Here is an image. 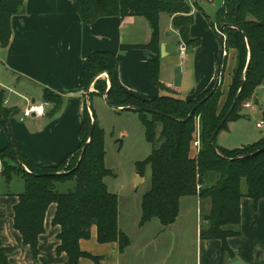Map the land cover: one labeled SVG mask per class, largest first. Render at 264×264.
I'll return each instance as SVG.
<instances>
[{
  "label": "trees",
  "instance_id": "16d2710c",
  "mask_svg": "<svg viewBox=\"0 0 264 264\" xmlns=\"http://www.w3.org/2000/svg\"><path fill=\"white\" fill-rule=\"evenodd\" d=\"M23 5L24 0H0L1 46L8 44L10 19L22 11ZM76 9L85 23L103 16L143 17L151 28L147 48L155 54L147 61L146 71L157 88L161 87V14L171 18V26L184 44H198V39L189 34L193 16L186 0H76ZM215 23L223 26L224 49L234 51L231 82L221 107L218 102L222 93L220 95L218 87L213 89L215 83L192 100L170 96H156L150 100L139 98L123 89L114 77L117 58L108 51L89 54L81 71V85L87 90L96 76L107 73L108 88L104 80H94L97 93L106 92V102L111 107L135 110L145 128L151 152L143 161L136 162V167L138 172L146 165L150 167V188L141 199L140 222L157 219L164 225L171 224L177 217L181 197L208 198L211 208L209 213L201 216L199 237L221 240L222 251L233 256L227 238L239 234L242 198L249 197L255 203L264 199V142L259 140L225 150L216 144V135L212 141L210 138L215 130L218 133L224 129L229 120L239 118L241 108L252 99L256 88L264 85V0H223ZM219 63L218 84L222 85L226 57L221 56ZM43 100L58 106L61 97L45 89ZM232 104L231 111L222 121ZM90 109L85 106L80 125L82 142L75 153L81 151L89 137ZM15 112L4 107L3 92L0 91L1 120L6 123ZM91 113L94 118L92 135L80 161L78 156L64 173L59 171L70 155L56 165H37L20 153L7 126L9 141L0 151V175L6 179L20 176L24 181V191L18 195L13 208V226L34 258L39 253L38 239L44 232L45 214L52 203L56 205L52 223L59 227L56 253L66 254L65 264H78L81 257L99 260L79 247L80 239L90 238L93 226L100 243L117 242L119 249L129 243L128 236L118 227V197L108 190L104 180L114 173L104 163L103 131L98 127L92 109ZM197 137L199 149L192 155ZM243 152L246 154H241ZM17 156L29 172L21 168ZM69 182L73 183L71 188L57 189L58 184ZM0 264H6L1 250Z\"/></svg>",
  "mask_w": 264,
  "mask_h": 264
},
{
  "label": "crops",
  "instance_id": "0c3cea01",
  "mask_svg": "<svg viewBox=\"0 0 264 264\" xmlns=\"http://www.w3.org/2000/svg\"><path fill=\"white\" fill-rule=\"evenodd\" d=\"M210 1L213 0H193L189 34L198 39L197 45H186L180 40L170 17L165 24L159 21L165 54L159 55L161 87L157 88L146 71L147 61L155 54L147 48L151 28L143 17L103 16L85 23L77 12L76 0H24L22 11L10 19L8 44L0 45L3 105L16 110L4 120L6 123L0 118V151L9 141L8 126L20 153L37 165H56L76 152L82 142L80 125L87 100L93 94L100 95L92 85L88 91L81 85L85 60L95 51H108L116 56L114 77L123 89L139 98H197L216 82L222 56L220 36L215 30L218 10L213 18L206 11ZM180 44L185 46L183 56L179 53ZM233 65L234 51L230 71L223 73L225 91L231 82ZM96 77L104 80L108 88L107 73ZM45 89L61 97L59 105L46 101L43 116L20 120L28 101L38 102L37 98L44 101ZM100 96L105 100L104 95ZM121 108L116 110L122 111ZM192 149L193 155L196 150ZM66 184V189L73 186L71 182ZM24 187L20 176L6 179L0 175V250L6 264H65L66 254L56 253L59 227L52 223L54 203L45 214L36 258L14 228L13 208ZM119 205L118 197V227L128 236L129 243L123 249L118 248L117 242L100 243L93 226L90 238L80 239L79 247L99 260L81 257L78 264H264L263 198L256 203L249 197L242 198L239 234L227 238L233 256L222 251L221 240L199 237L201 216L211 208L208 198L181 197L177 217L168 225L157 219L141 223V207L140 212L129 216L120 211Z\"/></svg>",
  "mask_w": 264,
  "mask_h": 264
},
{
  "label": "rangeland",
  "instance_id": "374dc122",
  "mask_svg": "<svg viewBox=\"0 0 264 264\" xmlns=\"http://www.w3.org/2000/svg\"><path fill=\"white\" fill-rule=\"evenodd\" d=\"M221 3V0H213L210 1L209 7H206V11L210 13L212 18ZM167 21V14H161V24H165ZM217 27L220 28L219 26ZM166 32H168V30L164 32V35ZM225 51V57L227 58L225 74H228L230 71L229 65L232 63L233 50L228 49ZM95 79H97V77H95ZM94 80L89 84L87 91L91 85L94 87ZM227 80L228 75H226V81ZM216 87H218L220 95L222 93L218 102L219 107H221L226 91L222 85L215 84L213 89ZM101 92L98 94L104 95L105 97L106 92ZM100 95L93 94L89 97L87 100V107L88 105L91 106L97 125L103 131L105 150L104 163L105 166L114 173V175L107 176L104 180L108 190L119 197L120 211L131 216L132 214L134 215L140 212L142 196L150 188V167L146 165L143 171L138 172L136 162L143 161L148 157L151 152V144L146 139L145 128L135 110H116L115 107L112 108L109 106ZM40 100L41 98H37V101ZM246 103H249L250 106H243V108H241L240 117L235 120H229L226 127L216 134V144L225 150L239 148L259 140L264 142V122L261 127L257 126V122L263 120L264 85L257 87L252 99ZM90 114L89 122L91 123L93 116L91 112ZM157 131H159V127H157ZM88 139L89 137L87 140ZM193 151L192 149V152ZM80 152L79 150L78 153L71 155L60 168L61 170L59 173L68 171L75 163ZM241 154L246 153L243 152ZM25 171H28L27 167H25ZM19 182L21 183V181ZM66 186V183L65 185L58 184L57 189L59 191H65Z\"/></svg>",
  "mask_w": 264,
  "mask_h": 264
},
{
  "label": "built area",
  "instance_id": "2783aa9c",
  "mask_svg": "<svg viewBox=\"0 0 264 264\" xmlns=\"http://www.w3.org/2000/svg\"><path fill=\"white\" fill-rule=\"evenodd\" d=\"M186 1L191 5V7L193 6V0H186ZM221 2H222L221 3V5H222L223 4V0ZM215 30L217 31L219 36L223 37V40H224V34H223V32L220 31V28L215 26ZM184 50H185L184 44H180L179 53H180L181 56H183ZM222 55L223 56L226 55L225 49H223ZM46 105H47L46 101H38V102H35V101L30 102V101H28L27 104L21 110L20 120H24L25 118L43 116L45 114V111H46ZM244 106L249 107L250 104L246 103ZM263 122H264L263 120L257 122V126L261 127L263 125ZM193 146H194L195 150L199 149V139H198V137L194 141ZM197 189H198V187H197Z\"/></svg>",
  "mask_w": 264,
  "mask_h": 264
},
{
  "label": "water",
  "instance_id": "95a60500",
  "mask_svg": "<svg viewBox=\"0 0 264 264\" xmlns=\"http://www.w3.org/2000/svg\"><path fill=\"white\" fill-rule=\"evenodd\" d=\"M220 31L223 32V26L220 27ZM166 35H168V32L165 33V36H166ZM220 41H221V55H222V53H223V49H224V40H223V37H222V36H220ZM163 54H165V44L162 42V43H160V55H163ZM222 56H223V55H222ZM219 67H220V63L218 64V69H219ZM218 83H219V73L217 74V78H216V82H215V84H218ZM239 91H240V89H239ZM105 101H106V96H105ZM234 101H235V100H234ZM233 104H234V102H233ZM233 104H232V106L230 107V109H229V111L227 112V114L225 115V117L222 119V121H224V120L226 119V117L228 116L229 112L231 111V109H232V107H233ZM88 108L90 109L91 106L88 105ZM122 108H123V107H122ZM122 108H121V109H122ZM127 108H128V107H127ZM90 110H91V109H90ZM90 112H91V111H90ZM262 114H263V121H264V112H263ZM93 128H94V118H93V120H92V122H91L90 131H89V138H90L91 135H92ZM216 133H217V130H215V131L213 132V134H212V136H211V138H210V141H212V139L215 137ZM88 141H89V139L87 140L86 144L88 143ZM86 144H85V146H86ZM85 146L82 148V150H81V152H80V155H79L78 161H80V159H81V157H82V154H83V152H84V150H85ZM17 162H18V164L21 165L22 168L25 170V167H24V165L22 164L21 160L19 159V156H17ZM77 164H78V162H77ZM233 264H239V262H234Z\"/></svg>",
  "mask_w": 264,
  "mask_h": 264
}]
</instances>
